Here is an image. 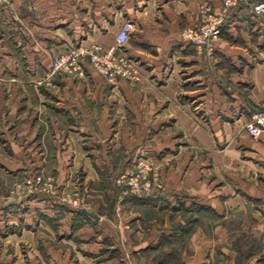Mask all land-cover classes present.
Returning a JSON list of instances; mask_svg holds the SVG:
<instances>
[{"label": "crops", "instance_id": "1", "mask_svg": "<svg viewBox=\"0 0 264 264\" xmlns=\"http://www.w3.org/2000/svg\"><path fill=\"white\" fill-rule=\"evenodd\" d=\"M204 1L0 5V264H151L146 258L160 251L154 220L149 232L134 235L129 256L110 218L90 217L48 197L21 203L1 196L32 165L60 184L72 178L108 195L117 188L108 179L115 182L119 171L147 154L168 192L158 199L169 203L183 192L200 204L208 197L217 209L222 193L216 179L229 178L231 188L241 174H264V136L255 140L243 130L253 105L264 101V22L248 7L234 11L207 60L181 37L197 24ZM207 1L219 11L221 0ZM126 21L135 25L124 50L140 63L137 82H111L88 61L82 76L52 72V56L69 47L115 46ZM251 186V196L264 194ZM152 199L143 203L157 209L159 200ZM105 238L117 243L110 256L102 253ZM228 257L234 264L235 255Z\"/></svg>", "mask_w": 264, "mask_h": 264}, {"label": "rangeland", "instance_id": "2", "mask_svg": "<svg viewBox=\"0 0 264 264\" xmlns=\"http://www.w3.org/2000/svg\"><path fill=\"white\" fill-rule=\"evenodd\" d=\"M10 1L0 0V5H7ZM226 1L221 0L218 12H214L212 4L207 0L200 4L198 10L197 24L206 21L210 16L221 18V34L217 39L224 36L228 18L241 7H248L264 22V11L258 10V5L264 4V1L230 0L235 4L225 7ZM185 29L187 28L183 31ZM203 53L207 60L214 58V52L212 55ZM252 61L254 64L259 61L256 54L252 55ZM253 109V113L264 111V101L253 105ZM243 130L246 133L245 125ZM142 164L147 166L145 175L141 174L139 168ZM34 167L32 165L30 172L23 176L11 179L1 196L21 203L31 200L33 196L40 199L48 197L73 209H85L97 217L110 218L114 220L113 228L117 230L116 239L129 256L133 254H130V251L137 243L134 235L137 231L149 232L152 227L151 220H154L152 223L163 238H160L161 243L157 246L160 249L159 253L146 258L151 264H187V261H196L194 264H197L198 259L205 260L207 264H230L228 257L230 252L235 255L234 264H246L257 257V264H264L261 256L264 251V194L251 196L248 193L249 188H252L251 185H255L254 188L259 191L264 188V179H262L264 174L260 173V170L256 171L254 177H249L246 173L241 174L238 183L231 188L227 186V183H230L229 178L216 179L217 191L220 189L222 193L220 208L217 209L211 206L212 202H209L208 197L204 204H200L201 202L197 203L195 198L192 199L189 194L183 192L174 193L175 200L169 203L164 199H158L165 198L168 192L155 161L147 154L138 157L131 166L119 171L114 179L115 182L113 181L115 184L108 179L109 187L115 185L117 187L116 189L111 187L108 195L101 194L100 190L94 189L93 186H91L93 191H90V187L78 185L72 178L68 179L70 184H60L52 174H46L43 170ZM132 174L139 175L137 188H133L129 181ZM144 181L150 182L148 189L143 187ZM17 188L22 193L10 198L11 191ZM228 189H231V193L234 192L231 200H229L230 192H226ZM183 197L187 199L182 202ZM152 198L159 200L157 209L143 203L153 201ZM34 216L40 215L35 213ZM124 230L127 231L128 237L125 236L126 233L123 234ZM165 235L168 237L164 238ZM102 244V253L108 251L109 256L117 247V243L112 245L106 238ZM198 250L200 255L197 254ZM165 251H168L167 255Z\"/></svg>", "mask_w": 264, "mask_h": 264}, {"label": "built area", "instance_id": "3", "mask_svg": "<svg viewBox=\"0 0 264 264\" xmlns=\"http://www.w3.org/2000/svg\"><path fill=\"white\" fill-rule=\"evenodd\" d=\"M234 4V2L227 0L225 7H230ZM258 10L264 11V4L258 5ZM221 21L219 17L210 16L201 24L185 29L181 37L183 41L192 43L199 51L212 55L214 52V41L221 34ZM134 27L133 22L126 21L116 35L115 46L106 47L100 43L86 46L77 45L53 55L52 72L82 76L84 74V62L88 61L94 69L111 82L118 79H125L133 83L137 82L140 78V63L124 50V45L129 41ZM245 131L255 140L264 136V111H256L250 116L245 123ZM139 168H141V174H147L146 164L139 165ZM129 179L133 188H137L139 175L135 176L132 174ZM38 181H40V178ZM143 187L148 189L150 182H145ZM21 193L18 188L12 190L10 198H14Z\"/></svg>", "mask_w": 264, "mask_h": 264}, {"label": "water", "instance_id": "4", "mask_svg": "<svg viewBox=\"0 0 264 264\" xmlns=\"http://www.w3.org/2000/svg\"><path fill=\"white\" fill-rule=\"evenodd\" d=\"M82 211L84 212V213H86L87 215H89V216H91V217H95L96 218V215H94L93 213H91V212H88L87 210H85V209H82Z\"/></svg>", "mask_w": 264, "mask_h": 264}]
</instances>
